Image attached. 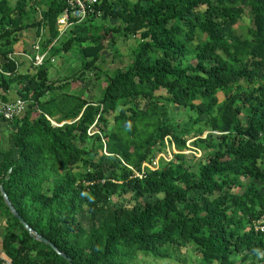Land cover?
<instances>
[{"label": "trees", "instance_id": "obj_1", "mask_svg": "<svg viewBox=\"0 0 264 264\" xmlns=\"http://www.w3.org/2000/svg\"><path fill=\"white\" fill-rule=\"evenodd\" d=\"M99 5L63 31L66 0H0V98L26 101L0 116L10 143L0 185L70 261L34 239L1 193L0 250L11 264L180 263L188 248L198 264H264V0ZM120 37H137L129 63L103 70ZM17 51L30 57H8ZM70 52L78 65L52 79L54 58ZM87 71L104 78L98 98L71 91ZM179 109L191 111L189 127ZM189 140L196 161L183 153ZM172 144L169 160L157 157Z\"/></svg>", "mask_w": 264, "mask_h": 264}, {"label": "rangeland", "instance_id": "obj_2", "mask_svg": "<svg viewBox=\"0 0 264 264\" xmlns=\"http://www.w3.org/2000/svg\"><path fill=\"white\" fill-rule=\"evenodd\" d=\"M244 25H248V18L245 17L242 21H241V27H243V29H246V27ZM83 31V29L81 30ZM26 35V34H25ZM28 35H30L31 37H33V31H29ZM27 38V36H26ZM136 38L137 37H131V38H118L117 40V49L118 52L120 54V56H117L116 58L113 59V53L111 51H104L102 53V56L100 58V60L98 62H100L101 64V68L103 70L105 69H109L112 70L115 66H119V67H123L125 65H127L130 61V51L131 49L134 47L133 45L136 42ZM66 57L65 59L62 58H54L53 60V64L54 66H51V70H50V76L52 79L57 78L60 74L57 73L58 69L61 71V73L64 74V70L68 65H72V66H77L78 63H76L77 59H75V55L73 53H66L64 54ZM28 63L25 61L21 67V72L25 71V68L27 67ZM104 78H96L92 72H88L85 76V79H79L76 81H72L71 82V91H76L82 87L85 88L86 90V97L88 99H94V98H98L99 94H100V90L104 85ZM13 98H16V94L13 93ZM186 110V109H185ZM179 115L177 116V120L183 125V126H190V124L192 123V118H191V111H187V113H189V116L185 114V112L182 109H179ZM7 133V132H6ZM209 131H205L203 133V137L208 138ZM7 135V134H6ZM192 140V139H191ZM189 140L186 143V149L183 150V153L187 154V158L188 159H194V161H196L197 159H199V157H201V151L196 149ZM6 142L8 143V138H6ZM6 143V144H7ZM178 152L174 145H170V146H166L165 151L161 152L158 154L157 157L159 156H163L166 159H169L171 156H173V153ZM155 197H153L154 199ZM124 203V200L122 201V199L120 200V204ZM181 257L183 259V262L177 263L171 259H161V258H154L152 256H144V255H139L138 258L131 264H198L197 260H198V256L196 255L197 253L195 252V250H193L192 248H188V249H182L181 251Z\"/></svg>", "mask_w": 264, "mask_h": 264}, {"label": "built area", "instance_id": "obj_3", "mask_svg": "<svg viewBox=\"0 0 264 264\" xmlns=\"http://www.w3.org/2000/svg\"><path fill=\"white\" fill-rule=\"evenodd\" d=\"M100 2L101 0H66V7L58 17L59 22L63 26V31L67 30L73 24L82 22L91 15L99 16L101 14V9L99 5ZM34 49L36 50L35 56L31 60L34 65H40L45 57L46 52L41 54L38 51L39 49L38 43L34 45ZM15 55H23L28 58L30 57L24 51H17L14 53H10L8 54V57L12 59ZM0 71L4 74L9 73L4 70H0ZM25 106H26V101L22 100L19 97L13 99L12 101H3L0 98V116L3 117V119L5 120H10L13 117L23 113L25 111ZM52 123L58 125L54 121H52ZM146 165H148V167L150 168H154V166L156 165V161H154L153 164L151 165L149 164ZM138 176H140V174H138ZM258 225H259V229L264 230V225H262L260 221L258 222ZM0 264H8V263L5 260H2V257L0 256Z\"/></svg>", "mask_w": 264, "mask_h": 264}, {"label": "water", "instance_id": "obj_4", "mask_svg": "<svg viewBox=\"0 0 264 264\" xmlns=\"http://www.w3.org/2000/svg\"><path fill=\"white\" fill-rule=\"evenodd\" d=\"M0 193H1L2 197H3V200H4L5 204H6V206L9 208L11 213L21 222V224L24 226V228L29 232V234L34 239H36L38 241H41V242L51 246V248L54 249V251L56 253H58L60 256L64 257L68 261H70V258L64 252L59 251L49 240H47L45 237H43L42 235L37 233L30 225H28L25 222V220L21 217V215L17 212V210L15 209V207L13 206L11 201L9 200V198L7 196V193L5 192V190L3 189V187L1 185H0Z\"/></svg>", "mask_w": 264, "mask_h": 264}, {"label": "crops", "instance_id": "obj_5", "mask_svg": "<svg viewBox=\"0 0 264 264\" xmlns=\"http://www.w3.org/2000/svg\"><path fill=\"white\" fill-rule=\"evenodd\" d=\"M12 91H10L7 94H5V97L8 98V99H14L12 97L13 96V92ZM6 134H8L7 125L0 118V149H7V148L10 147V143L9 142L8 143L6 142V138H7V135ZM0 256L2 257V260H5L8 264H11V262L9 261V259H7V257L2 252V250H0Z\"/></svg>", "mask_w": 264, "mask_h": 264}]
</instances>
